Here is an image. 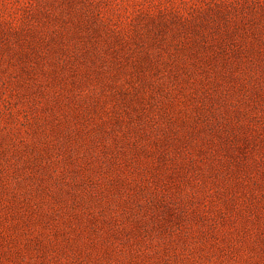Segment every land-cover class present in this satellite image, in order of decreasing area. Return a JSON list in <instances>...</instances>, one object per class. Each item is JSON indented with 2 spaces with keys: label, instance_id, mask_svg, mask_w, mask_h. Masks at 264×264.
<instances>
[{
  "label": "rangeland",
  "instance_id": "1",
  "mask_svg": "<svg viewBox=\"0 0 264 264\" xmlns=\"http://www.w3.org/2000/svg\"><path fill=\"white\" fill-rule=\"evenodd\" d=\"M0 264H264V0H0Z\"/></svg>",
  "mask_w": 264,
  "mask_h": 264
}]
</instances>
